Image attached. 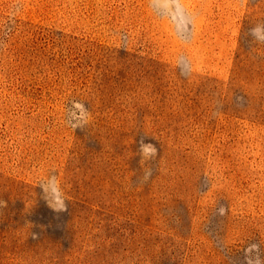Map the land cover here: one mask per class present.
<instances>
[{
  "label": "rangeland",
  "instance_id": "obj_1",
  "mask_svg": "<svg viewBox=\"0 0 264 264\" xmlns=\"http://www.w3.org/2000/svg\"><path fill=\"white\" fill-rule=\"evenodd\" d=\"M256 27L264 0H0V264H264Z\"/></svg>",
  "mask_w": 264,
  "mask_h": 264
},
{
  "label": "clouds",
  "instance_id": "obj_2",
  "mask_svg": "<svg viewBox=\"0 0 264 264\" xmlns=\"http://www.w3.org/2000/svg\"><path fill=\"white\" fill-rule=\"evenodd\" d=\"M264 33V29H261L260 27H256L252 29V35L258 37V38H262L264 39V36H262L261 34ZM49 184L54 185L56 188V192H57V202L55 204H50L49 207L56 211V212H62L66 209V202L64 200V193L59 185V183L57 182V179L55 176H53L50 181Z\"/></svg>",
  "mask_w": 264,
  "mask_h": 264
}]
</instances>
